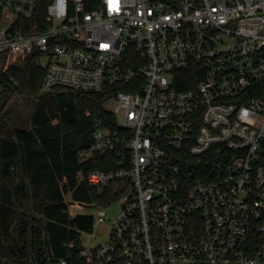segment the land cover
Here are the masks:
<instances>
[{
	"label": "built area",
	"instance_id": "obj_1",
	"mask_svg": "<svg viewBox=\"0 0 264 264\" xmlns=\"http://www.w3.org/2000/svg\"><path fill=\"white\" fill-rule=\"evenodd\" d=\"M34 51L44 89L133 88L79 152L119 204L87 264H264V0H0V68Z\"/></svg>",
	"mask_w": 264,
	"mask_h": 264
},
{
	"label": "trees",
	"instance_id": "obj_2",
	"mask_svg": "<svg viewBox=\"0 0 264 264\" xmlns=\"http://www.w3.org/2000/svg\"><path fill=\"white\" fill-rule=\"evenodd\" d=\"M43 6V4H41ZM40 52L29 54L20 64L0 71L4 97L23 94L36 99L30 125L10 127L0 106V264L21 258L26 264H87L80 255V231L93 229L89 213H71V201L106 203L114 187L88 184L87 173L107 169L111 151L81 158L80 150L92 143L95 117L115 118L103 105L117 89L133 90L125 84L102 91L72 90L54 86L43 90L45 67ZM194 83L186 72L178 85ZM16 164L19 179L3 173V164Z\"/></svg>",
	"mask_w": 264,
	"mask_h": 264
},
{
	"label": "rangeland",
	"instance_id": "obj_3",
	"mask_svg": "<svg viewBox=\"0 0 264 264\" xmlns=\"http://www.w3.org/2000/svg\"><path fill=\"white\" fill-rule=\"evenodd\" d=\"M44 62L45 58L41 59ZM0 71H3L0 68ZM0 87V106L2 103L3 110L1 112L2 118L6 121L7 125L10 127L20 126L25 127L30 125V115L33 107L35 105L36 99L23 94H14L11 97L5 98L4 93L6 90L1 89ZM43 90H54L52 89H44ZM103 105L106 109H112L115 105V101L113 98H107ZM7 169L11 174V178L13 181H17L19 179L18 167L16 164L10 165L8 164ZM68 198V196H67ZM119 207L117 201H112L105 205V211L107 218L103 222H97L96 218L94 221V226L91 231H80L79 240L82 246H91L92 244L99 241L102 237L105 226L109 223L111 218L115 215ZM72 213H89L92 215L96 214L97 206L94 205L93 202H87L82 204L80 207H71L69 208ZM31 264V263H29Z\"/></svg>",
	"mask_w": 264,
	"mask_h": 264
},
{
	"label": "water",
	"instance_id": "obj_4",
	"mask_svg": "<svg viewBox=\"0 0 264 264\" xmlns=\"http://www.w3.org/2000/svg\"><path fill=\"white\" fill-rule=\"evenodd\" d=\"M8 163H9V161H5L3 164V173L4 174L9 172L7 169ZM80 203L85 204L84 202H80ZM8 264H26V261L24 259H21V258H13L12 260L8 261Z\"/></svg>",
	"mask_w": 264,
	"mask_h": 264
}]
</instances>
